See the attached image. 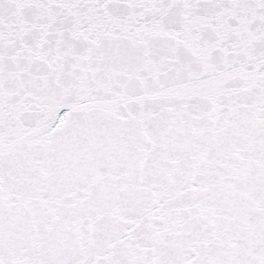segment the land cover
<instances>
[{
	"label": "snow or ice",
	"instance_id": "snow-or-ice-1",
	"mask_svg": "<svg viewBox=\"0 0 264 264\" xmlns=\"http://www.w3.org/2000/svg\"><path fill=\"white\" fill-rule=\"evenodd\" d=\"M0 264H264V0H0Z\"/></svg>",
	"mask_w": 264,
	"mask_h": 264
}]
</instances>
